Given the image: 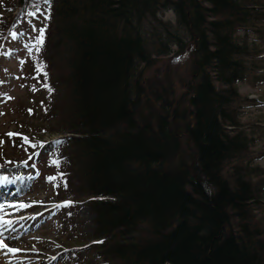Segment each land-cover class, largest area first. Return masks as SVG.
Returning a JSON list of instances; mask_svg holds the SVG:
<instances>
[{
	"label": "trees",
	"instance_id": "obj_1",
	"mask_svg": "<svg viewBox=\"0 0 264 264\" xmlns=\"http://www.w3.org/2000/svg\"><path fill=\"white\" fill-rule=\"evenodd\" d=\"M34 4L49 17L33 54L63 141L47 162L55 186L92 214L86 254L98 264H264V124L240 121L261 101L237 91L264 78V0H0V50ZM166 9L174 25L157 16ZM184 38L179 93L140 79L138 66ZM39 139L19 142L30 152Z\"/></svg>",
	"mask_w": 264,
	"mask_h": 264
},
{
	"label": "rangeland",
	"instance_id": "obj_2",
	"mask_svg": "<svg viewBox=\"0 0 264 264\" xmlns=\"http://www.w3.org/2000/svg\"><path fill=\"white\" fill-rule=\"evenodd\" d=\"M30 11H35L33 5ZM157 16L175 24V15L169 9L159 11ZM43 20L40 12L36 17L23 18L19 28L13 30L23 35L14 40L8 34L0 50L3 53L0 54V93L3 94L0 95V141H3L0 144V165H5L0 168V174L21 176L24 180L15 181L19 188L14 196L0 199V204L5 206V219L13 221L12 225L0 228V231L7 236L9 230L14 229L12 234L18 239L5 240V243L20 249L10 253L6 248H0V264H98L97 257L92 253L86 254V250H90L87 245L92 214L82 204L83 198L78 197L79 194L73 195L70 189L62 190L63 186H55L53 175L56 169L47 162L53 154L56 137L60 136L55 121L47 118L54 117L49 108L52 109L55 99L52 93L41 90L37 58L33 51L29 56L24 47L33 43L37 32L32 29H37ZM256 37L255 34L250 35L251 39ZM187 44L188 40L184 38L181 49L172 45L167 55L154 57L150 66H138L136 72L141 74L140 79L159 80L163 84L170 80L174 95L179 93L183 89L181 82L189 76ZM258 64L264 66V52L259 54ZM237 91L261 101L243 107L240 121L264 124V78L254 79L252 83H238ZM33 126H38L36 131H32ZM40 128L45 132L37 133ZM23 132V135H7ZM25 137L32 140L40 137L35 151H26L20 145L19 139ZM256 147L264 148V138L256 143ZM256 163L264 167V159ZM2 185L0 196L6 190ZM20 204L30 206L21 208ZM259 213L264 215V210Z\"/></svg>",
	"mask_w": 264,
	"mask_h": 264
},
{
	"label": "snow or ice",
	"instance_id": "obj_3",
	"mask_svg": "<svg viewBox=\"0 0 264 264\" xmlns=\"http://www.w3.org/2000/svg\"><path fill=\"white\" fill-rule=\"evenodd\" d=\"M45 3H49L50 4V0H45ZM33 7L35 8V11L33 13H30L29 15L33 16V17H36L39 13V8H38V5H33ZM49 17L48 16H45L44 19L47 20ZM33 32H37L38 34L33 38V43L30 44V45H25L24 47L27 48L28 50V55L31 56L32 55V51L33 49H35L36 52H40L43 45H44V42H45V33H46V25L39 28V29H36L35 27H33L32 29ZM12 39L14 40H18L19 39V36H22L23 33H18L16 31H13V30H9V33H8ZM5 35L3 32H0V40H3L5 39ZM0 54H3L2 52H0ZM46 65H41V70L43 68H45ZM47 86V85H45ZM0 95H3L2 93H0ZM11 98V97H9ZM31 111V110H29ZM7 135L9 136H13V135H19L17 133H8ZM25 139H27L25 137ZM3 141H0V144H2ZM55 143L57 145H60L63 143V141H55ZM33 147H36V145H32ZM54 163H59V161H54ZM5 167V165H0V168H3ZM23 177L21 176H16L14 178H10L8 175H0V184H4L5 182L7 183H15L16 180H22ZM51 179V178H50ZM70 203V202H69ZM10 206H13V205H10ZM30 205H25V204H20L19 207L23 208V207H29ZM4 211H5V206L3 204H0V228H6V226H10L13 224V221L11 219H5V215H4ZM14 231V229L12 230H9V234L7 236L4 235V232L3 231H0V248H6L8 252L10 253H15V252H18L20 251L19 248H15V247H10L8 244L5 243V240H8V241H11V240H15V239H18L17 236L13 235L12 232Z\"/></svg>",
	"mask_w": 264,
	"mask_h": 264
},
{
	"label": "bare ground",
	"instance_id": "obj_4",
	"mask_svg": "<svg viewBox=\"0 0 264 264\" xmlns=\"http://www.w3.org/2000/svg\"><path fill=\"white\" fill-rule=\"evenodd\" d=\"M18 173H20L19 171H17ZM0 175H5V174H0ZM10 178H14L13 176L11 175H8ZM20 181H24L23 179L20 180ZM13 186V187H12ZM11 186L10 183H7L5 182L1 187H6V190H5V193L2 194V196H0V199H7L8 197H12L16 194V190L19 188V183H14L13 185ZM13 189V190H11ZM15 192V193H14ZM7 234V233H6ZM15 244V243H14Z\"/></svg>",
	"mask_w": 264,
	"mask_h": 264
}]
</instances>
